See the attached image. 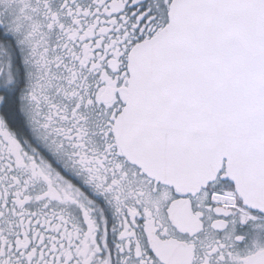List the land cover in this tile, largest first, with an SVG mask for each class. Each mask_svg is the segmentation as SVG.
I'll use <instances>...</instances> for the list:
<instances>
[{
  "label": "snow or ice",
  "instance_id": "snow-or-ice-1",
  "mask_svg": "<svg viewBox=\"0 0 264 264\" xmlns=\"http://www.w3.org/2000/svg\"><path fill=\"white\" fill-rule=\"evenodd\" d=\"M0 264H264V0H0Z\"/></svg>",
  "mask_w": 264,
  "mask_h": 264
}]
</instances>
